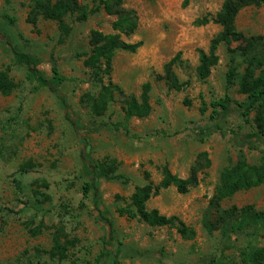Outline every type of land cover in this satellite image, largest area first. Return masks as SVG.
Returning a JSON list of instances; mask_svg holds the SVG:
<instances>
[{"label":"rangeland","instance_id":"374dc122","mask_svg":"<svg viewBox=\"0 0 264 264\" xmlns=\"http://www.w3.org/2000/svg\"><path fill=\"white\" fill-rule=\"evenodd\" d=\"M225 1L125 0L124 9L135 12L139 26L135 34L121 35V39L140 48L136 53L119 52L115 56L112 75L104 82L111 80L123 94L116 96L106 115L98 120L122 122L127 100L133 95L139 97L146 83L152 85V112L147 118L130 121L131 132L141 136V141L108 131L89 137L91 157L117 160L118 173L129 179L127 184L101 182L105 207L128 255L121 264H200L204 257L222 253L238 260L236 246L254 243L252 233L251 237L234 235L226 241L220 232L210 235L204 227L222 170L236 164L239 151L253 164H259L264 154V142H246L232 134L199 135L200 129L212 124L211 102L228 94L233 103L224 116L225 127L255 140L252 120L244 117L235 104L246 97L238 93L237 86L227 90L231 60L227 48H220L219 64L206 81L197 75L198 50L207 51L221 28L213 22L204 26L196 22L215 16ZM5 14L17 20L10 32L12 44L41 59L39 68L48 79L53 77L52 64L56 62L66 78L61 93L74 118L92 122L94 118L82 102L86 94L99 92L85 65L91 51L90 35L94 30L118 34L113 29L117 17L101 11L86 22L68 18L72 33L64 39L58 25L34 12L28 0H12L10 4L0 0V20ZM237 29L246 39L264 47V7L243 9ZM239 45L234 43L233 47ZM178 53H182L183 64L174 71L180 82L189 83L182 91L170 89L160 78ZM235 63L242 74L245 64L241 60ZM7 68L18 88L11 96L0 93V264H94L102 251V229L90 200L83 196L87 175L80 158V133L66 119L52 92L28 78L27 68L16 63L12 47L0 39V69ZM200 96L208 107L205 114L201 113ZM203 152L208 153L211 167L200 174L196 187L186 195L175 188L163 190L147 204L149 210L177 216L196 231L194 239L183 238L175 228H154L118 215L117 208L130 204L136 188L147 183V175L157 186L163 179V167L168 165L174 175L186 179ZM22 167L26 168L23 172ZM248 205L264 210V186L237 194L223 208ZM29 223H44L43 233L32 236L26 226ZM59 228L74 242L68 259L60 263L44 254L37 258L38 249L51 250L53 234Z\"/></svg>","mask_w":264,"mask_h":264},{"label":"trees","instance_id":"16d2710c","mask_svg":"<svg viewBox=\"0 0 264 264\" xmlns=\"http://www.w3.org/2000/svg\"><path fill=\"white\" fill-rule=\"evenodd\" d=\"M10 4L12 0H5ZM34 12L38 13L44 20L55 22L58 25L62 38H68L72 33V27L67 22L68 18H75L77 22H86L91 16L104 11L110 16L117 17L113 29L118 34H104L94 30L90 35V55L85 60V65L92 72V81L99 92L96 95L86 94L82 100L85 107L93 116L92 122H80L76 120L71 112V106L67 98L62 95L61 87L66 82L56 62L52 64L53 77L48 79L40 70L42 60L36 56L23 52L12 44V28L17 20L7 14L0 20V39L12 47L15 61L18 65L27 68L28 78L36 82L39 87L48 89L57 98L67 120L72 122L79 135L80 158L85 167L87 181L83 185L84 199H88L92 205V213L96 222L102 229L101 245L102 251L96 257L94 264H121L123 258L128 256L123 242L119 239L115 223L108 214L104 204L101 191V182L119 181L127 184L129 179L118 173V162L112 158L94 160L90 155V136L108 131L113 133H124L131 140L141 141L143 138L131 132L130 121L134 118H147L152 112L151 91L152 85L146 83L142 87L139 97L130 96L126 102L125 117L122 122L111 124L99 121L106 115L109 108L116 101V96L122 95L120 86L104 79H109L113 71V61L117 53H136L139 44L131 45L121 39V35L132 36L138 29V19L133 11L124 9L125 0H28ZM83 2H86L83 4ZM91 3L93 6H91ZM248 7L262 8L264 0H226L215 16L205 17L196 22L197 26H204L211 22L220 26V33L211 41L209 49L198 50L199 66L197 75L201 81H206L212 73L213 68L219 64V50L225 46L231 57L230 68L226 75L227 90L233 86L238 87V93L245 96L244 102H235L242 111L243 116L251 119L255 128V140L245 139L236 132L228 130L223 119L229 112L233 100L228 94L219 100L211 102L212 114L211 125L199 130L201 137L208 138L215 133L222 135L232 134L236 139L246 142H264V47L253 40L246 39L237 29V18L240 12ZM248 42L245 47L243 44ZM253 42V43H252ZM234 43H240L237 48ZM241 60L245 64L242 74H239L236 61ZM183 64L182 53H178L164 68L165 80L170 89L182 91L189 83H182L178 79L174 68ZM18 88L10 74V69H0V93L3 96H11ZM201 113L205 114L208 107L202 96ZM252 115H255L253 118ZM202 138L201 141L204 142ZM211 167V160L206 152L198 155L191 169L190 176L182 179L174 175L169 166L163 167V179L155 186L149 182L137 187L130 199V204L118 207L117 213L120 217L130 220H138L150 227H171L177 229L178 233L185 239L192 240L196 237V231L187 226L177 216L167 217L154 209L149 210L148 202L161 191L175 188L179 194L186 195L199 182L200 174ZM26 168L22 167L21 172ZM264 186V154L259 164L250 163L243 151H239L237 162L233 166L224 168L220 175V182L216 187L215 194L211 200L209 214L204 222L207 232L212 235L220 232L226 241L232 240L234 235L251 237L254 235V243L246 246H236L237 259L222 254H211L202 259L200 264H264V210H257L248 205L242 208L236 206L224 209L223 204L231 200L237 194L250 191ZM29 233L37 237L43 233L44 223L34 226L33 223L26 224ZM253 237V238H254ZM74 242H71L63 228H59L53 234V245L50 251L37 250V258L42 254L48 255L52 262H63L69 257ZM36 264H49L38 262Z\"/></svg>","mask_w":264,"mask_h":264}]
</instances>
